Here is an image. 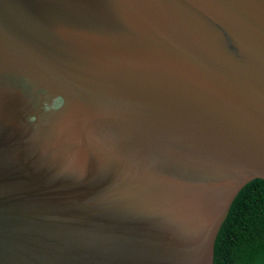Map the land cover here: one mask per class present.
<instances>
[{
	"label": "water",
	"instance_id": "1",
	"mask_svg": "<svg viewBox=\"0 0 264 264\" xmlns=\"http://www.w3.org/2000/svg\"><path fill=\"white\" fill-rule=\"evenodd\" d=\"M264 180V0H0V264H213Z\"/></svg>",
	"mask_w": 264,
	"mask_h": 264
},
{
	"label": "trees",
	"instance_id": "2",
	"mask_svg": "<svg viewBox=\"0 0 264 264\" xmlns=\"http://www.w3.org/2000/svg\"><path fill=\"white\" fill-rule=\"evenodd\" d=\"M213 264H264V180L245 184L229 208L214 244Z\"/></svg>",
	"mask_w": 264,
	"mask_h": 264
}]
</instances>
